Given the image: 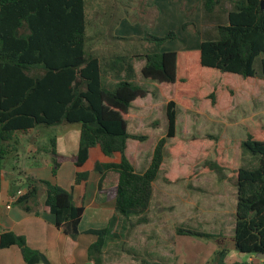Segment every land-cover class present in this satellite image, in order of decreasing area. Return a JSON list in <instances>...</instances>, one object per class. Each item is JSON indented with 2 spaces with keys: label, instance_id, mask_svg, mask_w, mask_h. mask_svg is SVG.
Segmentation results:
<instances>
[{
  "label": "trees",
  "instance_id": "16d2710c",
  "mask_svg": "<svg viewBox=\"0 0 264 264\" xmlns=\"http://www.w3.org/2000/svg\"><path fill=\"white\" fill-rule=\"evenodd\" d=\"M227 2L231 8L220 13L214 36L200 33L196 51H161L166 42L176 39L170 31L162 37L147 35L140 39L154 51L106 61L87 51V0H0V190L4 162L18 151L22 136L39 127L78 125L75 166L82 167L92 149L108 159L95 160L93 169L100 175L98 191L112 194L115 216L106 228L85 232L95 237L87 249V259L93 264H105L104 251L117 237L111 233L116 220L132 227L148 221L146 214L164 148L175 137L176 107L189 102L187 79L205 68L243 79L264 80V0H199L204 20L214 16L216 10H223ZM221 14L226 15L225 21ZM190 25L185 23L183 28ZM133 59L142 62V79L156 83L160 89L175 91V97L166 99V134L157 141L143 173L135 171L126 155L128 141L147 140V136L127 130L130 108L149 94L132 82ZM197 61L201 67L198 70ZM109 77L114 82L108 81ZM180 96L182 100L177 101L175 98ZM241 150L250 161L236 170L231 242L235 251L256 262L227 263L229 250L222 246V238L216 240L210 234L177 228L176 235L216 240L217 249L207 264H260L262 259L256 256L264 255V141L248 134ZM50 153L56 175L60 163L54 139L50 140ZM208 166L221 172L216 163ZM86 177V173H76L75 184ZM41 190L46 195L43 211L54 217L58 230L76 240L84 208L75 205L69 192L48 181L29 178L25 192L14 202L23 211L31 212L30 204H38ZM132 217L137 218L135 223H131ZM12 246L20 250L25 264L41 262L42 256L30 249L22 236L0 233V249Z\"/></svg>",
  "mask_w": 264,
  "mask_h": 264
},
{
  "label": "rangeland",
  "instance_id": "374dc122",
  "mask_svg": "<svg viewBox=\"0 0 264 264\" xmlns=\"http://www.w3.org/2000/svg\"><path fill=\"white\" fill-rule=\"evenodd\" d=\"M125 2L128 3V0ZM105 3L107 0H87L88 32L92 31L91 36H96L92 20ZM230 8L231 3L227 2L223 11ZM222 15L225 21V14ZM112 21L115 22L113 27L119 22L117 18ZM141 25L148 29L146 25ZM147 35L163 36L147 33L145 37ZM96 39L99 42L102 40L98 36ZM135 41L130 39L122 44L114 43L113 48L97 46L87 51L91 50L100 58L112 53L110 58H130L152 49L140 39L137 44ZM172 42L174 40L166 42L171 44L168 47H174ZM134 64L137 74L134 84L149 94L132 105L127 130L130 134L147 136V140L127 142L126 155L135 171L143 173L150 164L157 141L166 134V99L170 95L175 97V91L160 89L156 83L142 79V62L134 59ZM192 66L191 62L188 67L191 69ZM199 68L197 61L196 69ZM202 69L187 79L190 88L188 107H176L175 137L169 139L164 148L163 162L153 183L152 199L146 214L148 221L132 227L125 222L121 225L119 219L121 227L117 231L120 235L111 240L105 249L109 262L207 264L213 258L217 249L215 241L219 238L223 239L222 246L229 250V260L233 257L247 260V255L235 251L231 242L236 170L250 161L241 150L246 136L250 134L254 139L264 141V80L243 79L237 75ZM179 98L175 99L182 100V96ZM210 163L219 165L221 172L210 170ZM136 219L132 217L131 223H135ZM177 228L210 234L217 239L176 235ZM163 250L174 253L175 258L161 256ZM260 264H264V259Z\"/></svg>",
  "mask_w": 264,
  "mask_h": 264
},
{
  "label": "crops",
  "instance_id": "0c3cea01",
  "mask_svg": "<svg viewBox=\"0 0 264 264\" xmlns=\"http://www.w3.org/2000/svg\"><path fill=\"white\" fill-rule=\"evenodd\" d=\"M221 11L223 10H216L214 16L205 21L199 0H128V3L125 0H107L92 20L96 36H91L92 31L89 33L88 27L86 29L87 49L92 50L97 46L105 49L113 48L114 43H124V40L120 38L136 40L134 43L137 44L138 39L144 38L147 33L162 36L172 31L176 34V39L172 42V44L175 43L174 47L170 48L168 45L171 44L165 43L161 51H196L201 43L200 33L204 32L207 37L214 36ZM86 16L88 18L87 12ZM116 18L119 22L113 27L115 22L111 20ZM185 23L191 25L183 28ZM141 24L146 25L148 29ZM97 36L102 38L101 42L96 41ZM91 50H89L90 53H92ZM149 51H153V48ZM110 55L113 53L102 59L113 60L114 58H110ZM131 64L136 76L134 59ZM108 81L114 82L110 77ZM128 117L130 123V110ZM79 135L78 125L62 124L50 128L39 127L21 137L18 151L8 157L3 165L0 190V233L12 232L17 236H22L27 246L44 258V261L41 260L39 264H93L87 259V249L95 241V237L85 232L106 228L115 216L112 194L98 191L100 175L93 169L95 160L108 162V159L103 157L98 150L92 149L86 163L77 168L74 159L78 152ZM51 139L55 140L56 160L60 163L56 175H53ZM76 173H86L87 177L79 184H75ZM29 178L48 181L59 186L72 195L75 205L84 208L78 226L80 235L76 240L58 230L55 227L54 217L43 211L46 199L43 190L40 191L38 204L36 206L30 204L33 209L31 212H25L15 204L13 197L18 191L25 192ZM120 223L123 225L122 220ZM120 223L116 220L111 230L115 236L120 235L117 231L121 227ZM105 254L106 250L103 257L105 264H116L109 262ZM160 255L175 258V254L169 251L163 250ZM228 257L227 263L243 261L235 259L237 257L229 260ZM246 261L256 262L251 256H247ZM0 264H25V262L20 250L12 246L0 249Z\"/></svg>",
  "mask_w": 264,
  "mask_h": 264
},
{
  "label": "water",
  "instance_id": "95a60500",
  "mask_svg": "<svg viewBox=\"0 0 264 264\" xmlns=\"http://www.w3.org/2000/svg\"><path fill=\"white\" fill-rule=\"evenodd\" d=\"M263 8H264V4L262 3V4H261V10H263ZM256 257H257L258 259H264V255H257ZM41 260L44 261V258L41 257Z\"/></svg>",
  "mask_w": 264,
  "mask_h": 264
},
{
  "label": "built area",
  "instance_id": "2783aa9c",
  "mask_svg": "<svg viewBox=\"0 0 264 264\" xmlns=\"http://www.w3.org/2000/svg\"><path fill=\"white\" fill-rule=\"evenodd\" d=\"M21 194H23V192L18 191V192L16 193V195L13 197V201H15V200L17 199V197H18L19 195H21Z\"/></svg>",
  "mask_w": 264,
  "mask_h": 264
}]
</instances>
